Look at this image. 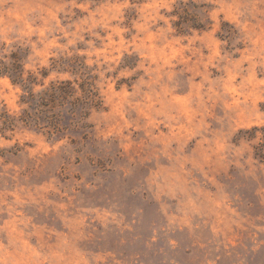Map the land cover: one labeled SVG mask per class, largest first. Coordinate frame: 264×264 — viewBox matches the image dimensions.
<instances>
[{
	"label": "rangeland",
	"instance_id": "rangeland-1",
	"mask_svg": "<svg viewBox=\"0 0 264 264\" xmlns=\"http://www.w3.org/2000/svg\"><path fill=\"white\" fill-rule=\"evenodd\" d=\"M12 52L101 106L59 136L0 119V264H264V0H0ZM22 94L0 75V114Z\"/></svg>",
	"mask_w": 264,
	"mask_h": 264
},
{
	"label": "trees",
	"instance_id": "trees-1",
	"mask_svg": "<svg viewBox=\"0 0 264 264\" xmlns=\"http://www.w3.org/2000/svg\"><path fill=\"white\" fill-rule=\"evenodd\" d=\"M203 7L204 5H198L193 1L179 3L174 12L178 20L173 25L180 34L187 32L189 28L206 29ZM21 59L18 52H12L0 60V75L8 76L14 84L23 88L21 96L23 108L20 115L15 117L6 111L2 112L1 131L13 130L15 126L22 124L27 128L46 131L50 136H59L66 131L88 127L85 120L90 116L91 110L101 106L93 79L86 76L79 88L76 87L78 80L55 81L36 92L34 86L37 84V77L29 74L25 78ZM125 61V66H135L133 58L126 57ZM77 62L71 64L68 60L54 61L53 68L60 66L63 70L72 69L73 73L78 74L83 66ZM43 74L47 75L46 71Z\"/></svg>",
	"mask_w": 264,
	"mask_h": 264
}]
</instances>
